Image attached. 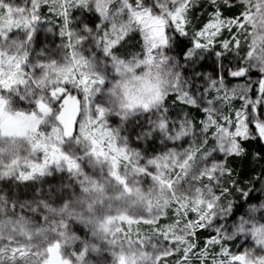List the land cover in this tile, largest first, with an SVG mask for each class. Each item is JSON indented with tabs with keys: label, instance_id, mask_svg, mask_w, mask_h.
Returning a JSON list of instances; mask_svg holds the SVG:
<instances>
[{
	"label": "snow or ice",
	"instance_id": "obj_1",
	"mask_svg": "<svg viewBox=\"0 0 264 264\" xmlns=\"http://www.w3.org/2000/svg\"><path fill=\"white\" fill-rule=\"evenodd\" d=\"M252 141L264 0H0V264H264Z\"/></svg>",
	"mask_w": 264,
	"mask_h": 264
},
{
	"label": "trees",
	"instance_id": "obj_2",
	"mask_svg": "<svg viewBox=\"0 0 264 264\" xmlns=\"http://www.w3.org/2000/svg\"><path fill=\"white\" fill-rule=\"evenodd\" d=\"M199 7V5H197ZM200 12H197V15H200ZM44 35L43 32H39L40 39ZM187 44V41H184V45ZM183 47V45L181 46ZM179 51V49L177 50ZM218 63V62H217ZM192 70L188 69V73L190 74ZM173 98H169L168 104L170 106L173 114L179 111V108L172 103ZM247 148V158L244 157L237 158L232 161L231 166L234 169V175L231 180L225 178V182L227 186L231 189L233 187V181H238L236 184L237 188L243 187L245 190H248L252 187V181L254 178L259 175L261 171H264V157L257 155L258 152H264V143L261 141L257 143L255 141L249 142L246 144ZM259 188V185L256 186ZM260 194L258 192H253L254 197H258ZM227 200H232V204L234 206H247L245 203L246 197L242 195L240 191H233L230 195H228ZM242 211V207H240V211ZM209 233L204 231L201 233V240L207 238Z\"/></svg>",
	"mask_w": 264,
	"mask_h": 264
},
{
	"label": "rangeland",
	"instance_id": "obj_3",
	"mask_svg": "<svg viewBox=\"0 0 264 264\" xmlns=\"http://www.w3.org/2000/svg\"><path fill=\"white\" fill-rule=\"evenodd\" d=\"M49 21H51V22H49ZM48 28H53L54 31L48 32L47 31ZM40 31L44 33V35L41 37V40L48 42L49 46H54V44L51 43L53 41L56 44L59 43V38H58V34H57L58 33V24H57L56 20H52V18L48 17V16L42 17V27H41ZM223 38H225V39L229 38L226 32L224 33ZM34 47H37V50H39L38 46L34 45ZM217 50H220V49L218 48ZM214 61H215V57L209 56L207 59H203L200 61V63L197 65L196 70L201 72V73H204L206 75L212 74L214 71H218L219 65L217 62H214ZM229 62L234 63L233 56H228L227 60L224 61L226 66L228 65ZM190 70H192V69H190ZM252 79H256V77L253 76ZM234 103L236 104L237 107L239 106L238 101H236ZM262 142L264 143V141H262ZM224 182H225V179L222 181V186L224 185ZM228 201L233 203L232 200H227V201H225V204H227ZM247 206H242V211L237 213V217H234V219L238 218L239 214H241L244 211V209L247 208ZM230 223H231V220L229 221V224ZM241 242H243V238H240L237 241L231 242L230 246L235 248ZM249 243H251V241H249ZM247 246L248 245H245V247H247Z\"/></svg>",
	"mask_w": 264,
	"mask_h": 264
}]
</instances>
